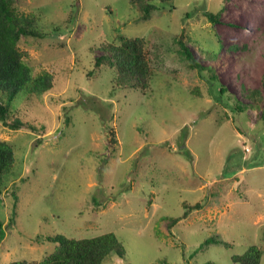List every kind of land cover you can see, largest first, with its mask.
<instances>
[{
	"label": "rangeland",
	"instance_id": "obj_1",
	"mask_svg": "<svg viewBox=\"0 0 264 264\" xmlns=\"http://www.w3.org/2000/svg\"><path fill=\"white\" fill-rule=\"evenodd\" d=\"M172 3L141 20L129 0H14L46 34L19 47L52 86L14 99L21 129L0 123L15 156L0 193V264L42 259L55 247L48 235L109 232L124 255L101 264H238L251 246L264 264V0ZM118 34L146 41L145 94L114 87L107 67L90 73ZM181 38L217 80L188 66ZM252 90L259 107L233 121L234 98L247 105ZM171 218L180 219L169 228Z\"/></svg>",
	"mask_w": 264,
	"mask_h": 264
},
{
	"label": "trees",
	"instance_id": "obj_2",
	"mask_svg": "<svg viewBox=\"0 0 264 264\" xmlns=\"http://www.w3.org/2000/svg\"><path fill=\"white\" fill-rule=\"evenodd\" d=\"M173 0H129L139 14V19L147 20L151 15L162 8H174ZM208 19L216 22L218 14L211 11L205 12ZM186 16L191 13L186 12ZM45 33L36 29L33 19L20 13L15 7L14 0H0V123L10 130H19L25 124L13 112V101L16 97L40 96L48 92L52 86V77L47 72L33 75L32 68L24 60L26 52L21 50L19 42L24 38H44ZM181 46V55L188 62L190 68L208 70L211 79L217 80L213 70L203 67L194 57L185 41H178ZM146 41L143 37H127L123 34L116 35L111 43L102 45V54L95 57L91 74L99 71L101 67H107L113 72L112 83L117 88H127L145 94L151 89L154 70L150 60L145 54ZM205 56L212 58L216 51L202 50ZM153 57H157L156 50L152 51ZM227 90L221 86L216 99H223ZM251 103L243 104L231 95L226 96V105L234 100L230 106L231 119L245 113L247 107L258 108L261 102V92L252 90L248 94ZM22 97V96H21ZM234 98V99H233ZM260 121H264V104L262 106ZM32 131H38L34 125H29ZM15 156L12 145L6 141H0V193L4 187V177L7 176L14 165ZM184 205L186 217L190 209H199L201 204L193 206ZM13 218V217H11ZM10 218V220H11ZM180 218H171L168 227L172 228ZM3 224L0 222V233ZM46 240L55 244L52 252L45 254L42 259L15 260L9 264H101L104 259L113 253L122 258L124 253L117 238L112 232L90 238H74L65 235H48ZM216 242L214 238L206 239L205 243ZM261 251L257 246H251L241 255L233 256L232 261L238 264H259ZM205 264H213L207 262Z\"/></svg>",
	"mask_w": 264,
	"mask_h": 264
},
{
	"label": "bare ground",
	"instance_id": "obj_3",
	"mask_svg": "<svg viewBox=\"0 0 264 264\" xmlns=\"http://www.w3.org/2000/svg\"><path fill=\"white\" fill-rule=\"evenodd\" d=\"M231 34V33H230ZM237 34V33H236Z\"/></svg>",
	"mask_w": 264,
	"mask_h": 264
}]
</instances>
